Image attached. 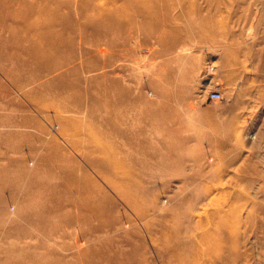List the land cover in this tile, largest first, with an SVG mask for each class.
<instances>
[{"label":"rangeland","instance_id":"rangeland-1","mask_svg":"<svg viewBox=\"0 0 264 264\" xmlns=\"http://www.w3.org/2000/svg\"><path fill=\"white\" fill-rule=\"evenodd\" d=\"M87 1L0 0V264H264V0H155L174 28L90 39ZM31 3L49 60L11 36Z\"/></svg>","mask_w":264,"mask_h":264},{"label":"bare ground","instance_id":"bare-ground-1","mask_svg":"<svg viewBox=\"0 0 264 264\" xmlns=\"http://www.w3.org/2000/svg\"><path fill=\"white\" fill-rule=\"evenodd\" d=\"M163 1H166V5H171V3L170 4L167 3V2H169V0H163ZM87 2H88L87 5H90L91 8H86V10L88 11L90 9L93 12L92 13L93 17L94 18L97 17L100 14V10H97L96 8H94V5H92L93 0L92 1H87ZM109 6H110V18H109V20H110V28L101 29L100 27H98V28L95 29L94 26L91 27L89 25H86L89 28L91 27V31L88 34V39H90L92 37H100L99 35H95L94 36V31L93 30H95V32H97V33H103V34H108L109 32L112 33V32L121 30V29L125 28L127 25L131 24L132 21H134L135 17L142 18V21L144 23L142 25V27L146 28L148 30V32L151 33V34L158 33L157 29L159 27H161L162 25H164V24L167 25V26H171L172 28L175 27L173 25L174 20L172 19V18L175 19V17L171 13H167V14H163V15L159 14V8H161V6H158L156 4L155 0H110V5ZM32 8H33V4L31 3V4H29L27 6V10H26L25 15L28 14L27 17H30V19H28V21H30L31 23H35V21L39 20V17L36 14L32 15L34 13V10H32ZM21 14L19 13V15H21ZM49 14L51 16L53 15L51 12ZM23 16H24V12H23ZM21 24L22 23H20L19 25L17 24V26L15 27V31L13 32V35H11V36L16 38L18 35H24V37L29 38V39H31V37H34L35 39L37 38L38 40L36 39V41L31 42L32 43V46L30 48L31 52L34 55H36V57H39L40 60H43L44 58H46L48 60L50 58H53L54 57V53L51 52V51H46L45 49H43L44 48V44H42V42L40 43V40L43 39L42 35H51L49 33V29L50 28H49L48 23L45 22L43 25H39L38 23H35L36 25L32 26V27H28V23L27 22H26V26L24 25L23 27H20ZM5 25L6 24L3 23V15H0V27H3ZM11 27L12 26H10V28ZM167 31L169 32V30H167ZM1 37H2V35H0V39H1ZM6 44L7 43H1L2 46L6 45ZM54 60H55V58H54ZM49 62H50V65H47V69L49 71H52L54 69L56 70L58 67H60L62 65L61 62L52 63L53 62L52 60H50ZM42 63H44V62H42ZM42 63H41V65H42ZM90 68H94V66H92ZM59 78L61 80H65V76L64 75H60ZM159 113L161 115H163L164 114V110L160 109ZM70 116H72V115H70ZM172 119L173 118L171 116L170 117H165L163 119V121H166V122H164V124L167 123V120L172 121ZM165 128H168L169 131L172 130V128L168 127V126H165ZM175 142H177V141H174L172 139L170 142L167 143V145L169 146V148H172L174 146V144H176ZM181 142H182V144H184L183 141H181ZM104 150H105V148H104ZM116 151L118 152L117 148H116ZM108 155L110 156V153ZM117 155H118V153H117ZM117 155L115 156V154L113 153V155L110 156V173L109 172H105L104 173L105 176L108 177V179L110 178V182H115L114 177H115L116 174L120 173L122 176H125L128 173V171L126 170V169H128V167L126 169H124L125 166L124 167L122 166V164L120 163L121 161L119 160V158H117ZM106 158H109V157L106 156ZM95 164L97 165V162ZM56 166H60V165L59 164H57V165L52 164L51 168H56ZM212 177H214L213 179L215 181H217L218 186L217 185H215V187L211 186L213 184L208 185V196L209 197L212 195V193H213V191L215 189H218L219 187L222 186V184H221V181H222L221 174L217 175L216 177H215V174L209 176V178H212ZM123 179H124L123 182L126 184V186L124 185V188H123L121 185H118V190L120 188V191H121V193L123 195L129 196V195H131V190H130L131 184H130V182H129V180L127 178H123ZM112 187H113V185H112ZM135 197H138V195H136ZM210 199L213 200V198H210ZM220 212L221 211H215L214 210V211H212V213H210V215H212L214 224L216 226H218V227H222L223 225H227L228 224V220L227 219H223L222 217H221V219L219 218Z\"/></svg>","mask_w":264,"mask_h":264},{"label":"built area","instance_id":"built-area-1","mask_svg":"<svg viewBox=\"0 0 264 264\" xmlns=\"http://www.w3.org/2000/svg\"><path fill=\"white\" fill-rule=\"evenodd\" d=\"M210 97H211V99H213V100H221V99H222V95H221V93L218 92V91H214V92H212L211 95H210Z\"/></svg>","mask_w":264,"mask_h":264}]
</instances>
